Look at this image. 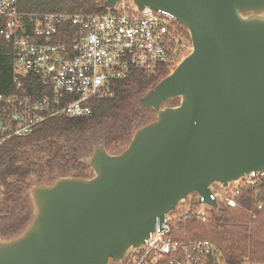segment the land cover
Returning <instances> with one entry per match:
<instances>
[{
    "label": "water",
    "instance_id": "95a60500",
    "mask_svg": "<svg viewBox=\"0 0 264 264\" xmlns=\"http://www.w3.org/2000/svg\"><path fill=\"white\" fill-rule=\"evenodd\" d=\"M129 1L171 13L192 51L138 97L156 117L123 151L99 142L80 160L91 177L26 189L31 218L15 236L0 235V264H126L192 194L218 211L212 185L264 171V0Z\"/></svg>",
    "mask_w": 264,
    "mask_h": 264
},
{
    "label": "built area",
    "instance_id": "2783aa9c",
    "mask_svg": "<svg viewBox=\"0 0 264 264\" xmlns=\"http://www.w3.org/2000/svg\"><path fill=\"white\" fill-rule=\"evenodd\" d=\"M0 22V37L13 49L14 91L0 93L3 141L29 136L55 117H89L93 100L112 97L115 84L134 73L156 75L164 67L172 72L188 41L171 13L140 12L129 0L98 14H28L19 9V0H0ZM34 82L42 88L36 94ZM262 186L264 171L251 173L226 188L212 185L210 198L218 211L236 209L249 191L259 194ZM263 208L256 205V211ZM212 212L217 211L205 197L192 194L158 220L155 234L129 253L126 264H214L218 250L211 241L175 237L189 223H206ZM249 213L255 218L253 210Z\"/></svg>",
    "mask_w": 264,
    "mask_h": 264
},
{
    "label": "trees",
    "instance_id": "16d2710c",
    "mask_svg": "<svg viewBox=\"0 0 264 264\" xmlns=\"http://www.w3.org/2000/svg\"><path fill=\"white\" fill-rule=\"evenodd\" d=\"M103 1L19 0V9L28 14H98L107 11ZM180 28L191 42L188 31L181 25ZM12 62L13 49L0 37V93L14 91ZM169 74L165 67L156 75L136 72L115 84L112 97L93 100L89 117L59 116L41 124L29 136L4 141L0 137V235L15 236L29 222L32 206L26 195V181L30 176L43 177L49 172L88 177L90 169L80 160L93 145L104 141L114 154L123 151L136 130L150 121L148 110L138 108V97ZM41 90L39 83L34 82L33 93ZM57 179L52 177L49 183ZM258 203L264 204V186L259 194L249 191L241 201L242 207L212 212L206 223H189L175 237L211 241L218 250L214 264H264V208L256 211ZM251 210L255 218L249 213ZM159 264L168 263L163 260Z\"/></svg>",
    "mask_w": 264,
    "mask_h": 264
},
{
    "label": "rangeland",
    "instance_id": "374dc122",
    "mask_svg": "<svg viewBox=\"0 0 264 264\" xmlns=\"http://www.w3.org/2000/svg\"><path fill=\"white\" fill-rule=\"evenodd\" d=\"M191 42L190 41H187L186 42V48L184 49V51H183V53H182V55H181V57L178 59V63H180L187 55H189L190 54V52L192 51V45L190 44ZM190 44V45H189ZM180 103V99H175V100H171V101H169L168 103H167V105H169V106H176V105H178ZM148 117H149V119L150 120H153L155 117H156V113L153 111V110H148ZM100 142H102V141H100ZM99 143V142H98ZM97 144V143H96ZM95 144V145H96ZM95 145H93L90 149H89V151L87 152V153H89V152H91L92 150H93V148H94V146ZM125 146V145H124ZM123 146V147H124ZM122 147V148H123ZM108 151L110 152V153H113L114 152V150H112V148H108ZM88 177H91L92 175H93V172L91 171V170H88ZM55 176H57V178H59V177H61V175L59 176L58 174H54V175H51V174H49V172L47 173L46 172V175H44L43 177H40L39 175H32V176H30L28 179H27V181H26V183H27V186L28 187H30V186H33V185H36V184H39V183H41V182H47V183H49L50 182V179L52 178V177H55ZM181 205V204H180ZM221 264H225V263H221Z\"/></svg>",
    "mask_w": 264,
    "mask_h": 264
}]
</instances>
